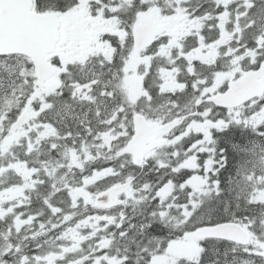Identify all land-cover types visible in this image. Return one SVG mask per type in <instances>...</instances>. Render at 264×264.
I'll return each mask as SVG.
<instances>
[{
	"label": "snow or ice",
	"instance_id": "6c2138e0",
	"mask_svg": "<svg viewBox=\"0 0 264 264\" xmlns=\"http://www.w3.org/2000/svg\"><path fill=\"white\" fill-rule=\"evenodd\" d=\"M218 109L264 127V0H0V264H264V160L205 208ZM147 206L167 241L130 236Z\"/></svg>",
	"mask_w": 264,
	"mask_h": 264
},
{
	"label": "trees",
	"instance_id": "16d2710c",
	"mask_svg": "<svg viewBox=\"0 0 264 264\" xmlns=\"http://www.w3.org/2000/svg\"><path fill=\"white\" fill-rule=\"evenodd\" d=\"M213 140L215 147V156L213 160L216 162V173L212 176L216 180L220 195L214 197L205 205L206 209H211L212 216L219 217L227 208L228 211L243 215L246 212L244 201L237 200L238 190L236 182L242 170H247L250 163H256L257 160L264 157V127L246 128L244 126H236L232 124L223 130L213 131ZM189 144L185 141L184 147ZM202 161V160H201ZM200 161V162H201ZM191 175L189 172H182L174 179L180 183ZM156 178L155 173L148 174L145 180H153ZM239 203L240 207L236 205ZM152 206L144 207L140 212L136 213L137 221L142 223H150V227L143 236H136L130 233L138 241L147 243L149 240L167 241L173 235V229L163 222L150 220V214L153 211ZM132 214H130V217ZM206 251L203 254L200 264H238V261L253 260L252 257L246 256L243 252L231 251L232 245L228 242H204ZM255 264H261L258 258Z\"/></svg>",
	"mask_w": 264,
	"mask_h": 264
},
{
	"label": "rangeland",
	"instance_id": "374dc122",
	"mask_svg": "<svg viewBox=\"0 0 264 264\" xmlns=\"http://www.w3.org/2000/svg\"><path fill=\"white\" fill-rule=\"evenodd\" d=\"M214 119H216L217 121H220V120H224V121H226V125H225V127H223V128H221V129H212L211 131H210V135H211V138H212V144H211V152L210 153H201L200 155H199V157H198V162H199V165L201 166V167H206V164H207V160L208 159H213L214 158V156H215V147H214V138H213V131L214 130H218V131H220V130H223V129H225V128H228V127H230L232 124H234V125H236V126H244V127H248V128H257V127H259V126H257V127H253V126H250V125H246V124H243V123H235V122H233V121H231V120H229L228 119V117H227V113H223V114H217L215 117H214ZM202 140V137L200 136V135H195V136H192V137H190L186 142L189 144V145H191V144H193L194 142H199V141H201ZM202 160V161H201ZM262 160H264V157L262 158V159H259V160H257L256 161V163H254V162H251L250 163V165H249V167H248V169L247 170H254V169H256L257 167H258V165H259V163L262 161ZM201 161V162H200ZM215 173H216V170H215ZM148 175H146V176H144L142 179H145V177H147ZM213 176V175H212ZM210 177V179H211V181L213 182V184L214 185H216V180H214V177ZM154 180V179H153ZM38 205H34V207H37ZM130 212H131V210L130 209H128ZM131 214H132V217L131 218H129L130 219V224L131 225H139V224H141L140 222H138L136 219H137V216L135 215V214H133L132 212H131ZM133 233H135V231H132ZM132 232H130V233H132ZM254 259V258H253Z\"/></svg>",
	"mask_w": 264,
	"mask_h": 264
},
{
	"label": "flooded vegetation",
	"instance_id": "af4514ba",
	"mask_svg": "<svg viewBox=\"0 0 264 264\" xmlns=\"http://www.w3.org/2000/svg\"><path fill=\"white\" fill-rule=\"evenodd\" d=\"M223 113H227V110L226 109H218L217 110V114H223ZM103 166H107V165H103ZM103 166H101V165H97V166H95V167H103ZM111 179H113V178H108V180L110 181ZM98 184L100 185V187L103 189L105 186H106V181H99L98 182ZM34 207V206H33ZM131 210V209H130ZM113 211H115V210H113ZM128 212H129V217H130V214H131V212L128 210ZM88 214H97V212H96V210H90V212L88 213ZM114 230V229H113ZM85 231H87V230H85Z\"/></svg>",
	"mask_w": 264,
	"mask_h": 264
}]
</instances>
